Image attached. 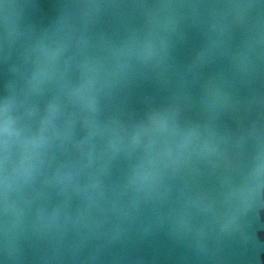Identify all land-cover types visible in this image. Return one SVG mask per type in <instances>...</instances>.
<instances>
[{
	"label": "water",
	"instance_id": "95a60500",
	"mask_svg": "<svg viewBox=\"0 0 264 264\" xmlns=\"http://www.w3.org/2000/svg\"><path fill=\"white\" fill-rule=\"evenodd\" d=\"M0 264H264V0H0Z\"/></svg>",
	"mask_w": 264,
	"mask_h": 264
}]
</instances>
